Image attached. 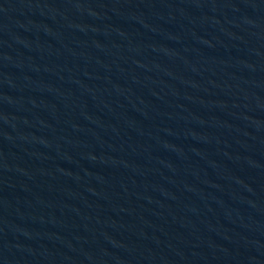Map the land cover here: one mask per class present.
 Segmentation results:
<instances>
[{
    "label": "water",
    "instance_id": "obj_1",
    "mask_svg": "<svg viewBox=\"0 0 264 264\" xmlns=\"http://www.w3.org/2000/svg\"><path fill=\"white\" fill-rule=\"evenodd\" d=\"M0 264H264V0H0Z\"/></svg>",
    "mask_w": 264,
    "mask_h": 264
}]
</instances>
